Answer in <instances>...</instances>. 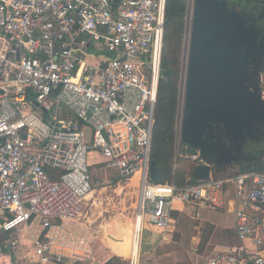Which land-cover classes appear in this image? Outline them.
Listing matches in <instances>:
<instances>
[{
	"label": "built area",
	"instance_id": "built-area-1",
	"mask_svg": "<svg viewBox=\"0 0 264 264\" xmlns=\"http://www.w3.org/2000/svg\"><path fill=\"white\" fill-rule=\"evenodd\" d=\"M166 1L0 0V234L31 237L28 253L0 254V264L89 263L91 244L65 222L83 215L98 165L125 180L140 172L137 238L146 215L165 233L176 205L232 206L239 245L207 263L264 264V171L182 186L148 179ZM175 138L178 152L177 125Z\"/></svg>",
	"mask_w": 264,
	"mask_h": 264
},
{
	"label": "water",
	"instance_id": "water-1",
	"mask_svg": "<svg viewBox=\"0 0 264 264\" xmlns=\"http://www.w3.org/2000/svg\"><path fill=\"white\" fill-rule=\"evenodd\" d=\"M253 1L193 0L178 122L191 181L256 170L235 168L264 141V1ZM148 179L162 180L152 159Z\"/></svg>",
	"mask_w": 264,
	"mask_h": 264
},
{
	"label": "crops",
	"instance_id": "crops-1",
	"mask_svg": "<svg viewBox=\"0 0 264 264\" xmlns=\"http://www.w3.org/2000/svg\"><path fill=\"white\" fill-rule=\"evenodd\" d=\"M113 171L119 176L117 171ZM131 178H129L128 180L124 179V181H130ZM89 200L90 199H86V207L89 206ZM171 216V221L168 224L165 233L162 231V229H159L155 225L150 223L152 229L149 231L147 237L145 238L146 240L145 244H143V247L146 248L142 251L140 247L142 236L141 234L139 240L140 249L139 255L137 257V264H178L179 261L181 263L185 262V264H208L207 258L212 256L215 252L227 251L230 247L239 245V240L234 228V224L236 221L235 211L234 207L232 206L226 207L225 209L212 210L202 207L197 208L180 204L176 205L175 210L172 211ZM81 218L82 216L79 219ZM145 218L148 220L147 215L145 216ZM37 230L33 229L31 230V233L33 235H36ZM24 232H26V234H23ZM14 233L15 237L19 239L21 246L18 248V250L15 251H11L9 247L0 246V254L11 259H14L15 257L22 258L26 253H28V251L25 252L23 250V246L31 247V237L25 228L21 232ZM184 234L186 239H188L189 234L191 235L189 236L188 240H185L187 241V243H184L181 246H193L195 253H189V251L185 250V248H182L180 250L175 249V251L172 250V246L177 243L174 238L176 239L179 235L184 238ZM6 238L7 235L4 236L0 243ZM96 238L98 239V237ZM2 248H9V251L7 253L3 252L1 250ZM104 248L106 249V254L101 257V259H95L93 255L94 252L92 250V258L87 264H106L109 260H111V263L108 264H124L122 262L119 263L118 261L115 263V260L117 259L114 260V258H119L120 260H123V258L114 255L105 246ZM207 251H209V253ZM192 259L194 261L197 260V262H194ZM124 260L126 261V264H128L129 258H126Z\"/></svg>",
	"mask_w": 264,
	"mask_h": 264
},
{
	"label": "trees",
	"instance_id": "trees-1",
	"mask_svg": "<svg viewBox=\"0 0 264 264\" xmlns=\"http://www.w3.org/2000/svg\"><path fill=\"white\" fill-rule=\"evenodd\" d=\"M185 27V0H167L150 157L155 161L162 181L172 182L178 186L194 183L190 179L193 166L188 172L177 167L178 161L182 158L191 163L190 156L194 154V151L184 148L182 144L178 152L175 151L176 125L181 98L180 57ZM119 176L116 174L114 182L124 181ZM108 263H111V260L106 264Z\"/></svg>",
	"mask_w": 264,
	"mask_h": 264
},
{
	"label": "rangeland",
	"instance_id": "rangeland-1",
	"mask_svg": "<svg viewBox=\"0 0 264 264\" xmlns=\"http://www.w3.org/2000/svg\"><path fill=\"white\" fill-rule=\"evenodd\" d=\"M185 56H186V44L182 43V50L180 57V73H181L180 96H182V86H183L182 74L184 72L183 71L184 63L186 61ZM180 104H181V98H180ZM177 128H179L178 124H177ZM192 165H193L192 162L190 163L189 161H186L184 158H182L178 161L177 167L183 169L185 172H188L191 170ZM260 169L264 171V167ZM93 173H94L93 174L94 180H93L92 189L90 191L92 197L89 200L90 201L89 206H87L86 209L84 210V214L82 215L81 219L68 220L65 222V227L71 229L77 234L85 236L92 245L94 258L101 259V257H103L106 254V249L104 248V244H102L101 241L96 238L100 236L99 234H101L100 225L114 218H124V217H129L132 219L135 218L136 215L135 204L138 197V189L137 186L129 185V181L114 182L113 179L116 176V173L112 169L106 168L104 165H98L94 169ZM93 202H95L97 206L93 205ZM151 229L152 226L150 222H148V220L145 218L142 223V233H141L142 236L140 241L141 251L146 248L143 247V244H145V240H146L145 238L147 237ZM108 231L111 233L110 230ZM190 235L191 234L188 235V239ZM14 238H16L15 233L10 232L6 239L9 240ZM188 239H186L185 234H184V238L181 235H179L176 239L174 238V240H176L177 243H175L172 246L173 248L171 247L172 250L175 251V249L180 250L182 248H185V250H188L189 253L192 254L195 253L193 246H188V247L181 246L182 244L187 243V241L185 240ZM30 248H31L30 246L29 247L23 246V250L25 252L30 251ZM1 250L7 253L9 251V248H4V249L2 248ZM209 251L207 252L209 253ZM176 257H180V256H176ZM124 259L126 258H123V260H120L119 258H114L115 263L118 261L119 263L122 262L126 264V261ZM194 262H197V260ZM178 264H185V262L181 263L179 261Z\"/></svg>",
	"mask_w": 264,
	"mask_h": 264
},
{
	"label": "bare ground",
	"instance_id": "bare-ground-1",
	"mask_svg": "<svg viewBox=\"0 0 264 264\" xmlns=\"http://www.w3.org/2000/svg\"><path fill=\"white\" fill-rule=\"evenodd\" d=\"M139 177L140 172L137 171L130 179L129 185L138 186ZM91 195L92 194L90 192L87 196V199H90L92 197ZM93 205L97 206L95 202H93ZM136 227L137 223L135 218H114L100 225L101 234H99L100 236H98V239L114 255L120 256L122 258H129L133 256L135 259H137L140 249V239L136 236ZM108 230H110L111 233Z\"/></svg>",
	"mask_w": 264,
	"mask_h": 264
},
{
	"label": "flooded vegetation",
	"instance_id": "flooded-vegetation-1",
	"mask_svg": "<svg viewBox=\"0 0 264 264\" xmlns=\"http://www.w3.org/2000/svg\"><path fill=\"white\" fill-rule=\"evenodd\" d=\"M258 1L254 4H263L261 1L264 0H254ZM264 141L259 143H252L244 149V156L238 160L236 167L237 169H258L264 167Z\"/></svg>",
	"mask_w": 264,
	"mask_h": 264
}]
</instances>
